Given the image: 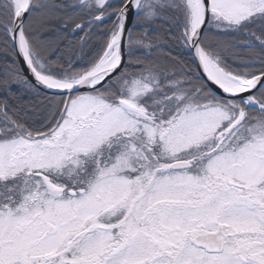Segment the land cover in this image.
Masks as SVG:
<instances>
[{"label":"snow or ice","instance_id":"snow-or-ice-1","mask_svg":"<svg viewBox=\"0 0 264 264\" xmlns=\"http://www.w3.org/2000/svg\"><path fill=\"white\" fill-rule=\"evenodd\" d=\"M0 264H264V0H0Z\"/></svg>","mask_w":264,"mask_h":264}]
</instances>
